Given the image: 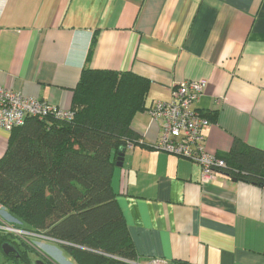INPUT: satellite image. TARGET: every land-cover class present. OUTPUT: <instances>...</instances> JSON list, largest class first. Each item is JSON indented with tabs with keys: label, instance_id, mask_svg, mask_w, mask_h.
<instances>
[{
	"label": "crops",
	"instance_id": "0c3cea01",
	"mask_svg": "<svg viewBox=\"0 0 264 264\" xmlns=\"http://www.w3.org/2000/svg\"><path fill=\"white\" fill-rule=\"evenodd\" d=\"M86 67L151 82L132 122L139 142L112 180L138 262L264 264V188L223 173L203 181L200 166L154 147L149 113L181 82L204 80L206 149H263L264 0H0V86L68 110ZM9 135L0 129V159ZM3 244L0 264H13Z\"/></svg>",
	"mask_w": 264,
	"mask_h": 264
},
{
	"label": "trees",
	"instance_id": "16d2710c",
	"mask_svg": "<svg viewBox=\"0 0 264 264\" xmlns=\"http://www.w3.org/2000/svg\"><path fill=\"white\" fill-rule=\"evenodd\" d=\"M150 87V80L131 71L86 67L74 89L71 120L30 118L9 135L0 159V204L22 229L57 241L75 264L138 262L112 180L119 153L139 142L132 122L149 108ZM219 156L226 161L219 173L264 188V148L235 139L230 152ZM12 237L0 240L19 246ZM25 246V262L33 253L53 264Z\"/></svg>",
	"mask_w": 264,
	"mask_h": 264
},
{
	"label": "built area",
	"instance_id": "2783aa9c",
	"mask_svg": "<svg viewBox=\"0 0 264 264\" xmlns=\"http://www.w3.org/2000/svg\"><path fill=\"white\" fill-rule=\"evenodd\" d=\"M206 81L185 80L172 91V101L155 102L149 109L152 119L160 127V137L154 144L158 150L189 159L202 169L203 181L207 182L226 168V161L218 154L209 152L205 145L204 129L211 124L202 112L196 109V102L205 91ZM55 116L71 120L74 112L50 105L48 102L24 96L10 88L0 86V129L11 133L30 118L44 120ZM133 143L127 144V149ZM22 223L0 204V233L3 235H35L21 228ZM134 264H170L161 258Z\"/></svg>",
	"mask_w": 264,
	"mask_h": 264
},
{
	"label": "rangeland",
	"instance_id": "374dc122",
	"mask_svg": "<svg viewBox=\"0 0 264 264\" xmlns=\"http://www.w3.org/2000/svg\"><path fill=\"white\" fill-rule=\"evenodd\" d=\"M43 238V239H41ZM21 248L23 250L26 248L25 243L30 246H33L40 256L42 255L46 259L52 260L53 264H75L74 261L67 256L64 250L60 247L57 241H53L50 238L43 235H24L23 237H17ZM23 242V244H22ZM32 245V246H31ZM32 249V248H31ZM34 249V248H33ZM35 250V251H36ZM47 252H45V251ZM49 252V253H48ZM38 260V256L31 253V260ZM47 260V261H49ZM11 262V261H10Z\"/></svg>",
	"mask_w": 264,
	"mask_h": 264
},
{
	"label": "flooded vegetation",
	"instance_id": "af4514ba",
	"mask_svg": "<svg viewBox=\"0 0 264 264\" xmlns=\"http://www.w3.org/2000/svg\"><path fill=\"white\" fill-rule=\"evenodd\" d=\"M11 240L18 242L17 237H12ZM6 242H9L13 247L16 248V252H14V256H13L15 260L14 259L12 260L13 264H35L37 261H40V259H38V260L36 259V261L31 260L30 262H28V261L25 262L24 261V252H23L24 250H23V248H21L20 245L19 246L14 245L12 241H6ZM18 244H19V242H18ZM44 263L47 264L46 262H44Z\"/></svg>",
	"mask_w": 264,
	"mask_h": 264
},
{
	"label": "water",
	"instance_id": "95a60500",
	"mask_svg": "<svg viewBox=\"0 0 264 264\" xmlns=\"http://www.w3.org/2000/svg\"><path fill=\"white\" fill-rule=\"evenodd\" d=\"M125 154H126V150L124 149L122 152L119 153L118 155V160H117V167H122L123 164H124V159H125ZM2 250H3V253L5 255H10L11 253H14L16 252V248L13 247L9 242H5L3 245H2ZM35 264H45L42 260L40 261H37Z\"/></svg>",
	"mask_w": 264,
	"mask_h": 264
}]
</instances>
